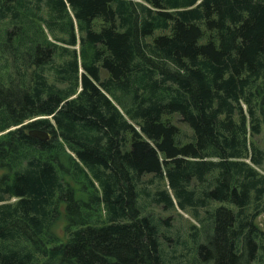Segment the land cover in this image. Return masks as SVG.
<instances>
[{"label":"trees","instance_id":"obj_1","mask_svg":"<svg viewBox=\"0 0 264 264\" xmlns=\"http://www.w3.org/2000/svg\"><path fill=\"white\" fill-rule=\"evenodd\" d=\"M263 131L264 0H0V264H251Z\"/></svg>","mask_w":264,"mask_h":264},{"label":"rangeland","instance_id":"obj_2","mask_svg":"<svg viewBox=\"0 0 264 264\" xmlns=\"http://www.w3.org/2000/svg\"><path fill=\"white\" fill-rule=\"evenodd\" d=\"M105 75L106 72L103 71L102 76ZM173 121L182 129V131H184L187 137L191 134L190 128L186 123L180 120L179 115H174ZM186 136H184L183 139H185ZM255 139L257 140L260 147L264 148V131L260 135L255 136ZM155 207L157 210L159 209V211L162 212L163 215H170V221L176 226L180 227L181 233H183L184 228L187 227L188 220H192L190 214L186 213L185 211H181L180 209L162 211L161 207ZM200 211L203 212V209H200ZM64 213L65 211L63 210V206H60L59 219L57 220V223L53 228L54 232H56V234H58L59 236H62V230L65 224ZM255 223L261 230H264V210L257 216V218L255 219ZM251 264H264V247L259 246L258 250L256 251V258L251 262Z\"/></svg>","mask_w":264,"mask_h":264},{"label":"water","instance_id":"obj_3","mask_svg":"<svg viewBox=\"0 0 264 264\" xmlns=\"http://www.w3.org/2000/svg\"><path fill=\"white\" fill-rule=\"evenodd\" d=\"M28 134L32 137H35L41 141L49 140L51 137V133L47 130L43 129H29Z\"/></svg>","mask_w":264,"mask_h":264}]
</instances>
